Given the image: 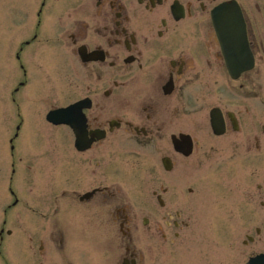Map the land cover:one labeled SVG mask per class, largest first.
<instances>
[{
  "label": "flooded vegetation",
  "instance_id": "obj_1",
  "mask_svg": "<svg viewBox=\"0 0 264 264\" xmlns=\"http://www.w3.org/2000/svg\"><path fill=\"white\" fill-rule=\"evenodd\" d=\"M218 8L244 22L246 69L224 53ZM9 72L11 156L27 124L49 146L28 179L12 164L0 264H179L181 232L210 202L191 173L241 183L264 164V0H0V77ZM75 104L72 125L46 120ZM142 169L148 181L131 175ZM180 172L193 185L181 205Z\"/></svg>",
  "mask_w": 264,
  "mask_h": 264
},
{
  "label": "rangeland",
  "instance_id": "obj_2",
  "mask_svg": "<svg viewBox=\"0 0 264 264\" xmlns=\"http://www.w3.org/2000/svg\"><path fill=\"white\" fill-rule=\"evenodd\" d=\"M10 79L11 72L0 77V198H4V204H2L4 206L10 199L12 200L8 192L10 187L13 188L10 181V177L13 176L12 164L16 165V178L21 177V168L26 166L25 179H28V173L35 169L37 149L44 151L49 146L39 134L40 127L36 124H27L15 142L16 153L11 156L8 140L13 138L15 132L13 108L11 104L6 105L3 99V93H6L7 100V94L11 91ZM58 98V93L53 91V100ZM56 105L59 106L60 102ZM223 158V156H212L210 164L220 162ZM28 163L31 165L30 170L27 169ZM191 174L196 175L194 180L199 181L202 187H209L207 192L202 194V198L207 197L210 202L204 205L198 204L193 208V218L187 221L189 228L181 232L183 236L178 248V263L245 264L250 256L264 252V207L261 206L264 203V164L245 169L241 183L236 180L226 182L222 172L208 170ZM131 175L148 181L149 172L142 169L132 171ZM188 175L185 172L179 174V191L181 192L179 205L184 201L182 189L188 186L193 187ZM128 181L127 191H129L131 202L138 208L139 205L134 201L133 195L136 189L130 180ZM22 183L23 180L18 183L16 180L14 188L20 194L30 196L28 185H22ZM258 186L261 187L260 190ZM35 191L38 192L39 189ZM249 238H252V241ZM164 264H174L170 255L165 258Z\"/></svg>",
  "mask_w": 264,
  "mask_h": 264
},
{
  "label": "water",
  "instance_id": "obj_3",
  "mask_svg": "<svg viewBox=\"0 0 264 264\" xmlns=\"http://www.w3.org/2000/svg\"><path fill=\"white\" fill-rule=\"evenodd\" d=\"M226 13L232 14L233 11L218 8L213 12V23L217 35L227 58L233 60L242 58L244 69H246L247 64L252 62V58L248 49L244 22L241 17H224ZM212 126L214 132L218 133L217 124L213 122ZM247 264H264V254L250 259Z\"/></svg>",
  "mask_w": 264,
  "mask_h": 264
}]
</instances>
